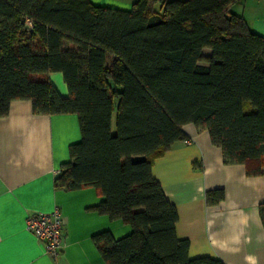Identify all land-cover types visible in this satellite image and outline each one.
Wrapping results in <instances>:
<instances>
[{
	"label": "trees",
	"instance_id": "obj_1",
	"mask_svg": "<svg viewBox=\"0 0 264 264\" xmlns=\"http://www.w3.org/2000/svg\"><path fill=\"white\" fill-rule=\"evenodd\" d=\"M238 1L135 0L120 9L0 0V117L17 100L35 114L77 115L81 138L53 183L94 187L103 200L90 209L131 227L120 238L92 236L106 264H224L189 257L152 163L192 123L208 131L225 164L264 175V36L230 11ZM223 198L222 189L205 193L208 205ZM259 215L264 226V202Z\"/></svg>",
	"mask_w": 264,
	"mask_h": 264
},
{
	"label": "crops",
	"instance_id": "obj_2",
	"mask_svg": "<svg viewBox=\"0 0 264 264\" xmlns=\"http://www.w3.org/2000/svg\"><path fill=\"white\" fill-rule=\"evenodd\" d=\"M135 0H91L100 6L129 9ZM249 28L264 36V0H239L230 7ZM61 96L68 95L60 72L49 75ZM185 139L173 143L152 163V173L178 213L176 234L189 241L191 258L210 256L224 264H264V175L249 176L242 164H225L222 151L206 130L183 126ZM76 114H35L29 101L17 100L0 117V264H106L92 236L110 231L115 238L131 227L90 208L103 200L94 187L65 191L54 187L69 145L79 141ZM264 171V167H263ZM224 198L208 205L207 190ZM63 215L65 244L57 257L45 253L42 240L28 231V215Z\"/></svg>",
	"mask_w": 264,
	"mask_h": 264
},
{
	"label": "built area",
	"instance_id": "obj_3",
	"mask_svg": "<svg viewBox=\"0 0 264 264\" xmlns=\"http://www.w3.org/2000/svg\"><path fill=\"white\" fill-rule=\"evenodd\" d=\"M185 142L189 143V140L185 139ZM25 226L28 231L42 240L45 253L52 257H57L60 254L65 241L63 215L58 207L49 213L28 215Z\"/></svg>",
	"mask_w": 264,
	"mask_h": 264
},
{
	"label": "rangeland",
	"instance_id": "obj_4",
	"mask_svg": "<svg viewBox=\"0 0 264 264\" xmlns=\"http://www.w3.org/2000/svg\"><path fill=\"white\" fill-rule=\"evenodd\" d=\"M124 1V0H123ZM126 1V0H125ZM204 54H210V50L209 49H204ZM203 64V63H202Z\"/></svg>",
	"mask_w": 264,
	"mask_h": 264
}]
</instances>
